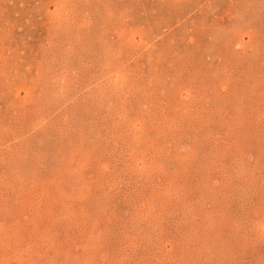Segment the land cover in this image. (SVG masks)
I'll use <instances>...</instances> for the list:
<instances>
[{"label":"rangeland","instance_id":"374dc122","mask_svg":"<svg viewBox=\"0 0 264 264\" xmlns=\"http://www.w3.org/2000/svg\"><path fill=\"white\" fill-rule=\"evenodd\" d=\"M0 264H264V0H0Z\"/></svg>","mask_w":264,"mask_h":264}]
</instances>
